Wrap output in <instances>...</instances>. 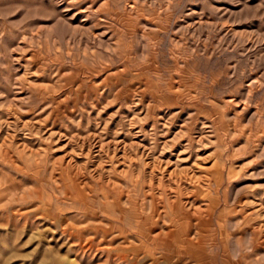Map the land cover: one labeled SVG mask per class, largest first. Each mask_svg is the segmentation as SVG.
<instances>
[{"label":"rangeland","instance_id":"1","mask_svg":"<svg viewBox=\"0 0 264 264\" xmlns=\"http://www.w3.org/2000/svg\"><path fill=\"white\" fill-rule=\"evenodd\" d=\"M0 264H264V0H0Z\"/></svg>","mask_w":264,"mask_h":264}]
</instances>
